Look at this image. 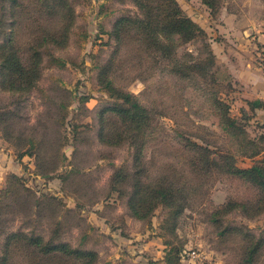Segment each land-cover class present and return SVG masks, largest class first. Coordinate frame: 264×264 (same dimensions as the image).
I'll list each match as a JSON object with an SVG mask.
<instances>
[{
	"label": "rangeland",
	"instance_id": "1",
	"mask_svg": "<svg viewBox=\"0 0 264 264\" xmlns=\"http://www.w3.org/2000/svg\"><path fill=\"white\" fill-rule=\"evenodd\" d=\"M170 3L205 41L142 30L170 19L161 0H0V264H264L260 189L226 174L264 157V109L246 105L264 100V0Z\"/></svg>",
	"mask_w": 264,
	"mask_h": 264
},
{
	"label": "trees",
	"instance_id": "2",
	"mask_svg": "<svg viewBox=\"0 0 264 264\" xmlns=\"http://www.w3.org/2000/svg\"><path fill=\"white\" fill-rule=\"evenodd\" d=\"M160 1V0H159ZM163 2L164 8H166L167 5L170 4L174 6L172 0H161ZM204 5H206L208 8L212 7V0H201ZM149 2L151 0H135V4L138 6L139 10H147L149 9ZM161 6V5H160ZM167 9V8H166ZM156 16L155 18H152L151 16H142V20L135 21L138 25H141L142 30H147L149 35H155V37L163 38L166 41H175L179 40L180 42L184 43H192L195 42L197 39H201L202 41H205V34L204 32L194 23H192L189 19L180 16V11L176 8L172 7L169 9V15L171 16L170 19L167 17V22L165 24H161V21L159 19L160 11L158 8H156ZM165 11V10H164ZM165 13H167L165 11ZM128 22L126 19H121L116 24L114 31L112 33V36L118 40V35L120 31L122 30V26L124 23ZM155 42H157L156 38L154 39ZM206 47V44H205ZM207 54L210 59L212 60V54L211 51H208ZM164 55H162L163 57ZM164 58V57H163ZM165 59V58H164ZM210 59L206 60L204 63H200L195 66H189L187 67L188 71H201L202 74H205V71L210 70L211 66L213 65L212 61ZM177 70H172L171 73H175ZM181 72V70H180ZM182 73V72H181ZM194 72H191V74H187L184 77L194 79ZM107 86H109V83H107ZM111 90V88H110ZM122 100L126 106H129V109H126L123 112V114L130 115L133 119H135V122L132 123L129 121V125L131 124H137L136 128L140 127L142 124L145 125L146 121L148 120V111L144 109L140 104L137 102H132L131 96L129 94L122 95ZM216 105L218 107V114L220 116L221 124H223L222 130L224 132H228L229 130L236 131V122L233 119H230L228 117V108L225 106L222 102L218 101L216 102ZM246 105L248 107V110L250 112H255L256 110H262L264 109V101L260 100H254V101H246ZM103 133V132H102ZM102 136V135H101ZM103 138V136H102ZM245 142V141H244ZM190 144L192 147H194L196 150L201 151L202 154V160L201 165H206L209 169L211 165H216L214 160L211 159V154L209 153V150L207 148H203L202 146L197 145L196 143H193L190 141ZM247 146L255 147V144L253 143H246ZM263 154V151L255 152L253 153V156H259ZM264 163V157L262 159V164ZM261 164V165H262ZM261 165L253 166L248 169H238L234 168V166L230 165L228 166L229 169H227L226 174H230L232 176H235L241 180H246L251 185L255 186L256 188L260 189L259 197L257 201L254 203L257 208L260 205H264V168L261 167ZM227 167V168H228ZM13 179H16V181L19 182V179L17 177H13ZM19 184V183H18ZM21 187H24L22 184H20ZM171 187V186H170ZM134 193H141L139 186H137V189ZM155 196L153 197L154 200L157 198H160V202L167 201L168 198H170L169 194V187H163V185H159L155 191ZM153 208H156V206ZM152 208V209H153ZM149 213H142L141 216L149 215ZM38 244H36L37 246Z\"/></svg>",
	"mask_w": 264,
	"mask_h": 264
},
{
	"label": "crops",
	"instance_id": "3",
	"mask_svg": "<svg viewBox=\"0 0 264 264\" xmlns=\"http://www.w3.org/2000/svg\"><path fill=\"white\" fill-rule=\"evenodd\" d=\"M258 100H260V99H258ZM260 101H264V100H260Z\"/></svg>",
	"mask_w": 264,
	"mask_h": 264
}]
</instances>
